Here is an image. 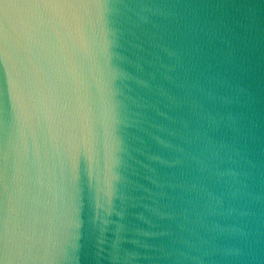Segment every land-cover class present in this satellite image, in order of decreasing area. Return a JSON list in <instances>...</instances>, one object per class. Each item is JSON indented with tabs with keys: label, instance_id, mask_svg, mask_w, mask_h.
<instances>
[{
	"label": "water",
	"instance_id": "1",
	"mask_svg": "<svg viewBox=\"0 0 264 264\" xmlns=\"http://www.w3.org/2000/svg\"><path fill=\"white\" fill-rule=\"evenodd\" d=\"M0 264H264V0H0Z\"/></svg>",
	"mask_w": 264,
	"mask_h": 264
}]
</instances>
